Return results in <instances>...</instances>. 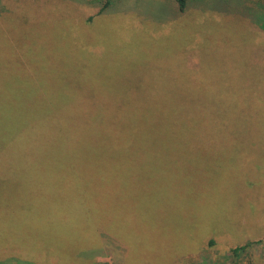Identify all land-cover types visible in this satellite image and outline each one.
<instances>
[{
  "label": "rangeland",
  "instance_id": "rangeland-1",
  "mask_svg": "<svg viewBox=\"0 0 264 264\" xmlns=\"http://www.w3.org/2000/svg\"><path fill=\"white\" fill-rule=\"evenodd\" d=\"M95 1L0 0V97L71 120L0 173V264H264V0Z\"/></svg>",
  "mask_w": 264,
  "mask_h": 264
},
{
  "label": "trees",
  "instance_id": "trees-1",
  "mask_svg": "<svg viewBox=\"0 0 264 264\" xmlns=\"http://www.w3.org/2000/svg\"><path fill=\"white\" fill-rule=\"evenodd\" d=\"M26 0H12L15 3H22ZM121 0H97L95 2L101 3V13L105 12L107 9L112 8L116 2ZM176 7L179 13L184 14L187 13L190 5L196 2V0H175ZM263 31H264V15H263ZM176 32V31H175ZM170 29L167 34H170ZM101 48H97L96 52L100 53ZM261 57H256L253 59V62H262L260 60ZM187 69L191 72L198 71L200 69V62L196 58L195 55L189 56L187 61ZM172 86L179 87V83H175ZM175 97V96H173ZM178 98V97H177ZM6 97H0V130H2L6 134L12 135V145H9L4 148H0V150H4L5 152L1 154L0 152V173H5V178L7 179L8 184H12L11 187H16L18 184L16 183L14 186L13 181L17 180L19 174H9L11 171H18V166H26L25 160H32L40 162L43 159L44 147L49 143L51 139L54 138L55 134L62 131L60 127V123L58 124V119L62 118L65 122V127L69 131L68 123L71 121L67 120L63 113L59 111H48L44 108L45 102L41 103L37 106V109L41 111H32L27 109L26 103L20 104L18 103V108H12L13 104L10 103ZM72 100L67 96L64 97L61 102V106L66 108L71 104ZM31 103V102H29ZM152 103V102H149ZM160 103L154 102L153 104ZM159 107V106H158ZM158 107L153 109H147V111L140 112H126V119L130 115L131 118H134L137 123L140 125L141 135H139L140 140H159V138L163 137L162 133L167 132L165 126L168 125L169 128H173L176 123L180 122L181 119H175L173 123V115L171 113L159 112L155 111ZM67 110V109H65ZM59 117V118H58ZM97 117L99 121L103 117V114L97 112ZM60 120V119H59ZM131 120V121H133ZM152 122L157 131H152L149 128V122ZM144 135V136H143ZM60 136L65 137V134H61ZM139 140V141H140ZM46 144V145H44ZM47 164V163H42ZM31 166V164H28ZM31 166L28 168L30 171L35 169H40V167L33 169ZM50 171H57V169L53 168L50 164ZM24 168V167H23ZM37 170V171H38ZM41 170V169H40ZM16 173V172H14ZM54 173V172H51ZM6 182V181H5ZM23 187V184L18 185V188ZM248 246H243L240 248H235L233 252L237 254L238 252L244 251Z\"/></svg>",
  "mask_w": 264,
  "mask_h": 264
}]
</instances>
